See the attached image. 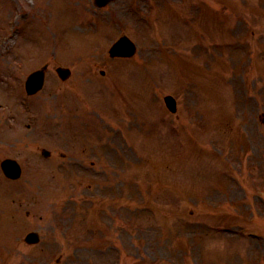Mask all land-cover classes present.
Segmentation results:
<instances>
[{
  "label": "rangeland",
  "instance_id": "obj_1",
  "mask_svg": "<svg viewBox=\"0 0 264 264\" xmlns=\"http://www.w3.org/2000/svg\"><path fill=\"white\" fill-rule=\"evenodd\" d=\"M122 35L128 61L107 54ZM44 63L43 92L20 101ZM57 66L72 70L59 91ZM263 117L264 0H0V132L15 130L0 162L20 157L33 184L25 199L0 171L21 246L0 264H264Z\"/></svg>",
  "mask_w": 264,
  "mask_h": 264
},
{
  "label": "water",
  "instance_id": "obj_2",
  "mask_svg": "<svg viewBox=\"0 0 264 264\" xmlns=\"http://www.w3.org/2000/svg\"><path fill=\"white\" fill-rule=\"evenodd\" d=\"M118 45L119 44H117L116 46H115V48H118ZM111 53H118V52H116L115 50H114V48L111 50ZM132 53V51H131V48H129V51L128 52H126L125 53V55H130ZM120 54H122V53H120ZM170 102H171V105L173 104V102L171 101V100H169ZM172 110H174V105H172L171 107H170Z\"/></svg>",
  "mask_w": 264,
  "mask_h": 264
}]
</instances>
